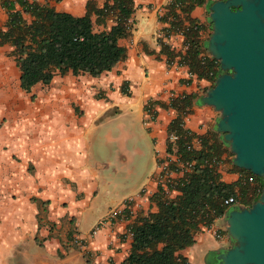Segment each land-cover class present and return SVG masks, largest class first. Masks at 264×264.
I'll list each match as a JSON object with an SVG mask.
<instances>
[{"label": "crops", "instance_id": "0c3cea01", "mask_svg": "<svg viewBox=\"0 0 264 264\" xmlns=\"http://www.w3.org/2000/svg\"><path fill=\"white\" fill-rule=\"evenodd\" d=\"M36 1L73 16L85 13L87 1L96 8L103 4ZM171 1L132 0L129 33L118 41L125 56L96 77L55 75L25 92L8 56L11 47L0 45V119L8 118L6 131L0 127V264H121L131 242L129 226L156 211L151 195L159 187L166 197L177 194L171 185L183 167L173 151L166 152L167 126L176 115L171 98L194 95L182 118L193 134L192 148L211 133L223 141L214 130L218 113L198 101L210 83L178 64L177 55L160 51L161 43L172 53L185 48L182 34L169 29ZM189 16L203 26L199 38L205 45L207 9L194 6ZM6 18L0 4V30ZM222 146L215 165L220 180L244 183L248 175L232 168V154ZM169 163L178 170H169ZM234 194L239 206H247L236 189ZM224 215L201 226L193 243L179 251L189 264H215V254L230 246Z\"/></svg>", "mask_w": 264, "mask_h": 264}, {"label": "trees", "instance_id": "16d2710c", "mask_svg": "<svg viewBox=\"0 0 264 264\" xmlns=\"http://www.w3.org/2000/svg\"><path fill=\"white\" fill-rule=\"evenodd\" d=\"M212 1L172 0L166 11V16L171 18L169 29L182 34L185 48L172 53L160 44V51L177 55L178 64L185 65L196 78L207 80L210 87L218 72V62L208 55L199 38L203 26L189 13L201 4L207 9ZM0 4L7 12L0 30V45L11 47L8 56L19 71V87L25 92L35 84H48L55 75L96 77L125 56V49L118 41L129 33L132 0H103L100 8L87 1L81 16L57 12L36 0H0ZM15 4L19 9H14ZM24 14L30 18L28 21ZM106 19L112 21L108 27ZM193 96L184 94L168 102L176 115L167 126L166 152L173 151L183 167L182 174L171 185L177 194L166 197L159 187L151 195L156 211L137 218L129 226L131 242L121 264H189L179 251L193 243L192 235L201 226L209 227L224 215L228 208L223 199L235 195L236 189L241 202L249 205L260 192L261 180L240 168L232 167L251 175L253 184L247 180L244 183L220 180L215 165L225 148L216 133L202 137L199 149L190 146L193 134L182 127V118L189 112ZM168 169L178 170L175 163H169Z\"/></svg>", "mask_w": 264, "mask_h": 264}, {"label": "water", "instance_id": "95a60500", "mask_svg": "<svg viewBox=\"0 0 264 264\" xmlns=\"http://www.w3.org/2000/svg\"><path fill=\"white\" fill-rule=\"evenodd\" d=\"M207 20L204 47L218 72L198 101L218 113L214 130L232 154L231 164L262 186L249 205L225 213L230 246L214 261L264 264V0H213Z\"/></svg>", "mask_w": 264, "mask_h": 264}, {"label": "built area", "instance_id": "2783aa9c", "mask_svg": "<svg viewBox=\"0 0 264 264\" xmlns=\"http://www.w3.org/2000/svg\"><path fill=\"white\" fill-rule=\"evenodd\" d=\"M174 138H175L174 136H170V139H174ZM246 180H247L248 182H251V181L253 180V177L250 175V176H248V177L246 178ZM222 203H223L225 206H227V207H228V206H232V205H234V206H239V205H240L239 201H237L236 199H234L232 196L225 197V198L223 199ZM91 232H92V233H95V232H96V228H94V230H92ZM73 242L79 247V249L82 250L83 245L79 242V240L75 239Z\"/></svg>", "mask_w": 264, "mask_h": 264}, {"label": "rangeland", "instance_id": "374dc122", "mask_svg": "<svg viewBox=\"0 0 264 264\" xmlns=\"http://www.w3.org/2000/svg\"><path fill=\"white\" fill-rule=\"evenodd\" d=\"M7 122H8V118L7 117H3V119H0V127L2 126V130H5L4 129V126L6 127L7 126ZM6 131V130H5ZM1 150H4V148L2 147V148H0ZM209 258H211L210 256H209Z\"/></svg>", "mask_w": 264, "mask_h": 264}]
</instances>
